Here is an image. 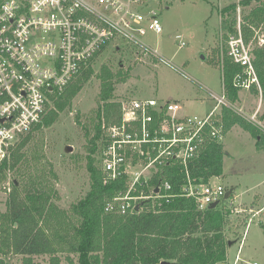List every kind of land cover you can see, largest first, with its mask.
<instances>
[{
    "label": "built area",
    "instance_id": "2783aa9c",
    "mask_svg": "<svg viewBox=\"0 0 264 264\" xmlns=\"http://www.w3.org/2000/svg\"><path fill=\"white\" fill-rule=\"evenodd\" d=\"M149 1L0 0V164L42 118L51 95L61 93L107 45L117 47L121 40L146 50L140 37L163 30ZM174 38L184 45L179 34ZM226 43V54L242 68L233 85L260 90L252 51L240 31ZM225 102L223 91L207 114L197 116L180 114L183 105L172 99L120 101L119 122L102 124L99 164L104 183L125 178L126 189L105 204V211L123 214L139 209L143 200L153 209L168 202L175 195L170 181L162 176L150 184L165 166H177L182 174L178 195L192 197L200 209L215 201L220 205L225 187L211 178L196 181L188 163L206 142L223 138L220 108Z\"/></svg>",
    "mask_w": 264,
    "mask_h": 264
},
{
    "label": "rangeland",
    "instance_id": "374dc122",
    "mask_svg": "<svg viewBox=\"0 0 264 264\" xmlns=\"http://www.w3.org/2000/svg\"><path fill=\"white\" fill-rule=\"evenodd\" d=\"M238 1L151 0L147 4L156 10L163 30L159 33L148 30L140 37L146 50L118 40V48L107 45L93 58L92 75L82 82L70 106L58 112L52 124L37 131L30 145V157L35 153L33 169H43V178L56 192L52 196L55 205L69 209L89 189L88 155L96 164L98 155L90 153L85 133L89 131L92 135L99 121V73L108 69L114 74L113 101L129 97L172 99L183 105L180 114L204 116L216 104V97L223 93L221 64L228 37L240 31L252 54L253 49L264 45V22L258 27L248 24L251 32L248 39L243 33V25H247L244 16L257 3L247 7L239 5L235 12L220 14L224 6ZM176 34L181 36L183 46L176 44ZM77 77L79 74L72 82ZM49 106L52 107V102ZM224 106L252 123L258 131L253 135L234 125L221 139L223 172L210 179L232 191V196L219 205L226 216L224 233L230 243L226 260L221 264L252 261L264 264L263 92L240 88L237 99L234 102L226 99L221 108ZM67 145L72 147L71 151L66 150ZM13 179L18 180L14 172H9L0 183V213L7 211ZM59 255L60 264H69L65 254ZM2 256L4 264H21L19 254L9 252ZM72 257L76 262V256ZM34 264H49V256H34Z\"/></svg>",
    "mask_w": 264,
    "mask_h": 264
},
{
    "label": "trees",
    "instance_id": "16d2710c",
    "mask_svg": "<svg viewBox=\"0 0 264 264\" xmlns=\"http://www.w3.org/2000/svg\"><path fill=\"white\" fill-rule=\"evenodd\" d=\"M252 2L257 4L244 16L246 39L248 33L251 34L248 24L258 27L264 22V0H239L220 9L223 16L235 12L239 5L247 7ZM231 21L235 23V19ZM253 55L264 98V45L253 49ZM221 65L225 97L234 102L240 88L233 85V77L242 68L225 53ZM92 72L89 64L61 93L52 94V107L48 104L42 118L16 141L8 157L0 164V183L9 172H14L18 179L12 180L6 201L7 211L0 213L3 222L0 223V254H19L22 256L21 264H34V256L37 255H48L49 264H60L59 254H65L69 264H217L225 261L229 241L224 233V211L219 205L200 209L192 197L178 195L183 181L177 166L162 167L150 181V184L158 183L162 176L170 181V193L175 195L168 202H162L160 207L153 209L149 200H143L138 210L123 214L105 211V204L126 189L125 178L104 183L99 164L104 137L101 125L117 123L121 118L120 102L111 99L115 81L114 74L108 69L98 75L99 121L92 135L89 131L85 133L90 142V153L98 155L97 164L88 155L89 189L69 209L54 204L52 196L56 192L43 178V169H36L38 172L35 173V153H32L34 158L30 157V145L37 131L52 124L58 112L70 106L82 82ZM250 89L258 91L255 85ZM220 116L224 133L239 125L251 134H257L258 130L252 123L229 107L221 108ZM223 156L221 141L206 142L188 163L191 177L206 182L220 176ZM144 190L149 192L150 188L145 186ZM72 256H76V262ZM4 262V256L0 257V264Z\"/></svg>",
    "mask_w": 264,
    "mask_h": 264
},
{
    "label": "water",
    "instance_id": "95a60500",
    "mask_svg": "<svg viewBox=\"0 0 264 264\" xmlns=\"http://www.w3.org/2000/svg\"><path fill=\"white\" fill-rule=\"evenodd\" d=\"M66 150H67V151H71V150H72V147L69 146V145H67V146H66ZM155 192H157V188L155 189ZM230 193H231V190H227L226 193H225V195H224V198H225V199H228ZM217 205H218V202L215 201V202H213V203L208 204L207 207L214 208V207H216ZM138 207H139V206L137 205V206L135 207V209L137 210ZM229 244H230V243H229ZM161 264H165V262H162Z\"/></svg>",
    "mask_w": 264,
    "mask_h": 264
},
{
    "label": "crops",
    "instance_id": "0c3cea01",
    "mask_svg": "<svg viewBox=\"0 0 264 264\" xmlns=\"http://www.w3.org/2000/svg\"><path fill=\"white\" fill-rule=\"evenodd\" d=\"M116 48H118V47H116ZM216 97V96H215ZM223 263V262H222ZM217 264H221V262H219V263H217Z\"/></svg>",
    "mask_w": 264,
    "mask_h": 264
}]
</instances>
